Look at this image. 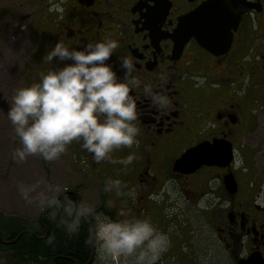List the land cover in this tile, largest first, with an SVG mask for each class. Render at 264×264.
<instances>
[{"label": "flooded vegetation", "instance_id": "obj_1", "mask_svg": "<svg viewBox=\"0 0 264 264\" xmlns=\"http://www.w3.org/2000/svg\"><path fill=\"white\" fill-rule=\"evenodd\" d=\"M203 1L63 0V13H52L42 29L38 80L40 73L61 66L46 59L57 42L82 50L89 42L115 39L119 47L108 63L117 76L124 78L120 58L127 56L135 65L133 75L140 83L129 94L137 104L139 143L116 149L111 156L135 153L136 159L127 166L97 162L81 148V141L75 151L84 174L104 196L105 204L97 211L109 216L101 206L111 201L114 219H121L122 206L129 216L147 219L167 234L168 248L156 264H179L176 253L186 243L179 238L188 240L187 258L194 264L205 255L212 256L210 264H237L252 254L264 261V207L252 189L247 165L254 156L264 155V0H254L260 8L241 18L226 51L211 53L190 39L178 56L170 36L179 19ZM152 93L167 97V107H158ZM257 140L258 146L245 144ZM202 144L216 147L207 153L220 157L217 164L189 174L174 171L185 151ZM237 159H243L239 166ZM109 178L126 185L125 194L104 191ZM178 205L184 206L180 211L186 207L192 212L185 215L179 235ZM195 233L205 238L199 251ZM89 264H97L94 250Z\"/></svg>", "mask_w": 264, "mask_h": 264}, {"label": "clouds", "instance_id": "obj_2", "mask_svg": "<svg viewBox=\"0 0 264 264\" xmlns=\"http://www.w3.org/2000/svg\"><path fill=\"white\" fill-rule=\"evenodd\" d=\"M63 0L53 3L50 11L63 13ZM119 47L115 39L89 42L82 50L69 49L57 42L48 52V61L61 66L27 86L15 89L7 110L21 147L13 150L12 158L18 162L38 155L54 161L67 152L73 141H81V148L97 161L131 164L135 153L114 159L111 153L121 147L138 144L137 104L129 94L130 88L140 82L133 75L135 65L131 58H120L124 78L120 79L108 61ZM150 92V89H146ZM154 103L166 108L167 97L151 94ZM237 166L243 163L237 159ZM51 195L39 194V204L48 209L49 217L56 219L71 236L79 233L82 223H88L86 246L97 256V264H156L160 254L167 250V234L157 231L147 219L129 216L120 209L123 219H113L83 200L77 202L60 184L49 185ZM119 179H107L104 191L123 195ZM33 187L19 186L26 201L31 202ZM111 206V201H109ZM54 236L47 238L52 244Z\"/></svg>", "mask_w": 264, "mask_h": 264}, {"label": "rangeland", "instance_id": "obj_3", "mask_svg": "<svg viewBox=\"0 0 264 264\" xmlns=\"http://www.w3.org/2000/svg\"><path fill=\"white\" fill-rule=\"evenodd\" d=\"M51 4L53 0H0V218L15 220L25 226L38 221L43 210L39 204V194L51 195L49 185L60 184L69 192L75 191L80 201L90 203L96 208L105 204L98 185L90 175L84 174L83 164L75 151L77 141H73L67 152L54 161L44 160L38 155L29 156L23 162L12 158L13 150L21 147V143L6 113L15 89L38 81L36 72L43 59L42 51L40 52L43 45L42 29L47 25L50 15L55 12L50 11ZM245 144L253 147L260 145L261 141H248ZM247 165L248 177L253 183L252 189L259 194L257 201L264 207V155L254 156ZM20 185L34 186L29 194L31 202L21 195ZM178 197L183 198L180 195ZM178 206L179 235L182 223L186 222L185 215L192 212L186 207L185 211H180L184 206ZM108 207L105 209L111 210ZM195 234L200 240L199 251L205 238L201 240L202 237ZM181 240L186 243L176 253L177 263L194 264V261L187 258L189 252L191 253L188 240L179 238ZM195 241L194 238V243ZM177 246L178 243H174V249ZM201 261L198 263L214 262L210 255H205Z\"/></svg>", "mask_w": 264, "mask_h": 264}, {"label": "water", "instance_id": "obj_4", "mask_svg": "<svg viewBox=\"0 0 264 264\" xmlns=\"http://www.w3.org/2000/svg\"><path fill=\"white\" fill-rule=\"evenodd\" d=\"M193 1V0H190ZM260 8L254 0H207L182 16L170 38L174 43V54L180 55L185 44L194 39L211 53L226 51L241 17ZM215 152L214 145L202 144L185 151L174 164V171L189 174L202 165H214L220 157L208 154ZM237 264H264L259 254L238 261Z\"/></svg>", "mask_w": 264, "mask_h": 264}, {"label": "trees", "instance_id": "obj_5", "mask_svg": "<svg viewBox=\"0 0 264 264\" xmlns=\"http://www.w3.org/2000/svg\"><path fill=\"white\" fill-rule=\"evenodd\" d=\"M66 194L75 201L74 192ZM43 210L30 226L0 218V264H89L93 249L84 243L88 223L69 236L59 224V215L51 219L50 210ZM108 212L114 219V211ZM50 235L55 237L52 244L46 242Z\"/></svg>", "mask_w": 264, "mask_h": 264}]
</instances>
